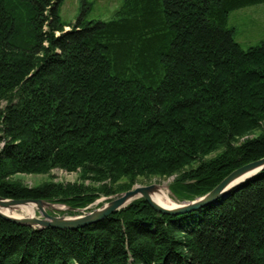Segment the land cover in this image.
Masks as SVG:
<instances>
[{"label":"trees","instance_id":"1","mask_svg":"<svg viewBox=\"0 0 264 264\" xmlns=\"http://www.w3.org/2000/svg\"><path fill=\"white\" fill-rule=\"evenodd\" d=\"M61 2L0 0V197L72 214L122 178L175 174L190 201L264 157V39L243 48L228 25L264 0H123L73 23ZM55 168L79 180L10 179ZM0 264H264V168L177 215L140 197L71 229L0 216Z\"/></svg>","mask_w":264,"mask_h":264},{"label":"rangeland","instance_id":"2","mask_svg":"<svg viewBox=\"0 0 264 264\" xmlns=\"http://www.w3.org/2000/svg\"><path fill=\"white\" fill-rule=\"evenodd\" d=\"M122 2L123 0H62L59 5L58 12L60 18L68 23L75 22L77 18H80L82 21L107 20L113 17L114 12L120 7ZM228 25L234 28V38L243 48L258 44L262 39H264V2L232 10L228 16ZM211 155H213V153ZM175 176L176 175L173 174L170 176L138 177L132 184L127 183L126 179L122 178L113 184V187L118 189L115 194L109 196L101 195L85 207L75 209V213H68V207L65 205L55 202L50 203L47 201L46 202L48 204L45 205V210L49 214L58 217L68 218L73 216H82L100 208L116 196H119L121 193L129 189L149 184H156L171 202L181 204L183 201L175 200L169 189V184L174 180ZM10 179L19 181L23 185L31 187L39 185L43 182L51 181L72 183L79 180V174L78 172H68L55 168L46 173H17L11 176ZM85 183L89 184L90 182L86 179ZM92 184L98 185V183ZM131 201L127 202L126 205ZM33 216L42 218L40 211L36 207Z\"/></svg>","mask_w":264,"mask_h":264},{"label":"water","instance_id":"3","mask_svg":"<svg viewBox=\"0 0 264 264\" xmlns=\"http://www.w3.org/2000/svg\"><path fill=\"white\" fill-rule=\"evenodd\" d=\"M263 168L264 157L243 164L232 170L216 186H214L203 196L197 197L190 201H183L181 204H177V206L173 208L163 207L153 201L151 199V194L157 190V185L149 184L144 186H136L132 189H129L121 193L119 196H116L100 208L95 209L85 215L68 218L49 214L45 210V205L48 203L42 199H6L0 197V216L8 221L21 225H27L33 228L54 227L71 229L95 222L105 217L107 214L125 207L127 202L138 197H142L157 212L168 215H177L216 201L218 198L223 197L233 187L237 186L239 183L243 182ZM27 203H34L36 208H38L40 211L42 218L35 216L16 217L2 211V209H11L15 206Z\"/></svg>","mask_w":264,"mask_h":264},{"label":"bare ground","instance_id":"4","mask_svg":"<svg viewBox=\"0 0 264 264\" xmlns=\"http://www.w3.org/2000/svg\"><path fill=\"white\" fill-rule=\"evenodd\" d=\"M151 199L163 207L173 208L177 206L176 203L171 202L169 198L165 194L162 193L159 186H157V190L151 194ZM35 207L36 205L34 203H27V204H21V205L15 206L11 209L10 208L2 209V211L12 216L26 217V216H33Z\"/></svg>","mask_w":264,"mask_h":264}]
</instances>
